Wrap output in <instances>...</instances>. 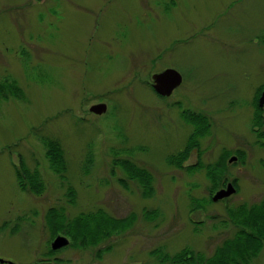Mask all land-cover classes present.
Here are the masks:
<instances>
[{"label": "rangeland", "instance_id": "obj_1", "mask_svg": "<svg viewBox=\"0 0 264 264\" xmlns=\"http://www.w3.org/2000/svg\"><path fill=\"white\" fill-rule=\"evenodd\" d=\"M167 68L183 75L170 97L147 84ZM262 89L264 0H0V257L171 264L153 251L186 247L212 257L264 200V144L254 131ZM97 103L107 105L98 117L89 111ZM184 110L211 126L179 167L196 130ZM51 140L64 150L61 174L47 156ZM127 160L151 174V196ZM23 167L38 170L41 193L21 188ZM229 181L237 192L213 202ZM50 208L68 219L100 208L136 217L80 246L50 230ZM58 233L70 245L53 250ZM256 251L250 264H264V246Z\"/></svg>", "mask_w": 264, "mask_h": 264}, {"label": "trees", "instance_id": "obj_2", "mask_svg": "<svg viewBox=\"0 0 264 264\" xmlns=\"http://www.w3.org/2000/svg\"><path fill=\"white\" fill-rule=\"evenodd\" d=\"M260 95V92L257 95ZM256 108L260 112L262 109L258 106L256 99ZM182 116L189 120L195 126V132L190 137L189 143L184 151L178 155L176 165L183 167L184 161L188 158L190 151L198 145L197 137L204 136L210 131V120L208 116L202 113H194L184 110ZM264 119L258 116L255 119L254 131L257 132L262 145L264 144V131L258 130L257 127H262ZM227 155V154H226ZM225 155V157H226ZM47 156L51 162V166L58 173H62L66 169L65 154L63 148L56 140L48 142ZM223 158L225 163L226 158ZM124 168L128 171L130 177H135L143 184L144 196H151L154 192L152 187L151 174L141 168H137L130 161H123ZM199 165L190 167L193 169ZM16 168L20 186L23 189H30L35 193H41L43 184L37 169L29 170L27 167ZM236 185V182H233ZM69 195H72L71 200L74 199V191L70 190ZM247 214L244 216L243 225L236 223L238 231L233 238L227 239L222 246L218 247L215 254L210 258H203L201 253L194 251L192 248L186 247L174 255L163 253L159 250L153 251L161 261L170 262L171 264H250L252 255L258 253L256 250H261L264 246V200L261 203L247 207ZM146 216L157 214L156 210L146 211ZM136 216L131 214L126 218H115L108 215L102 208L94 212H82L72 219H68L64 210L57 208H50L47 213V223L55 233L63 231L78 241L80 246H86L90 243H96L105 236L109 235L113 230L124 228L129 225ZM257 247L253 251L252 247Z\"/></svg>", "mask_w": 264, "mask_h": 264}, {"label": "water", "instance_id": "obj_3", "mask_svg": "<svg viewBox=\"0 0 264 264\" xmlns=\"http://www.w3.org/2000/svg\"><path fill=\"white\" fill-rule=\"evenodd\" d=\"M154 79V89L161 95H171L173 90L178 87L182 81L183 76L182 74L174 69V68H168L160 73H156L153 75ZM259 106L264 107V90L261 93V96L259 98ZM107 105L104 103L96 104L94 105L91 110L95 113L102 114L106 112ZM233 160H236V157L231 159V162ZM237 191L234 184L232 182H229L225 188H221L216 191V193L213 196V200L219 201L224 198L230 197L232 194H234ZM70 244V240L67 236L59 234L54 241L52 242V248L53 249H60ZM1 262L6 261L5 259L1 258ZM9 264H17L13 261H9ZM39 264H50V263H39Z\"/></svg>", "mask_w": 264, "mask_h": 264}, {"label": "flooded vegetation", "instance_id": "obj_4", "mask_svg": "<svg viewBox=\"0 0 264 264\" xmlns=\"http://www.w3.org/2000/svg\"><path fill=\"white\" fill-rule=\"evenodd\" d=\"M151 79H152V78H151ZM147 84L152 86V85H153L152 80H148V81H147ZM180 86H181V85H180ZM180 86H179V87H180ZM152 88H153V86H152ZM176 89H177V88H176ZM176 89H175V90H176ZM153 90H154V88H153ZM175 90H173L172 94L174 93ZM155 92H156V91H155ZM156 93H157V92H156ZM157 94H158V93H157ZM172 94H171V95H172ZM158 95H159V94H158ZM171 95H170V96H171ZM260 95H261V94H260ZM160 96H161V95H160ZM170 96H164V97H170ZM259 97H260V96H258V98H257V103H258ZM97 104H98V103H97ZM94 105H96V104H94ZM94 105H92V106L90 107L89 111H90L91 114H94V115H96V117H98V116H100V115H99V114H96L95 112H93V111L91 110V108H92ZM263 111H264V108H262V111H260V112H258V111L256 110V117H258L259 115L262 116V115H263ZM57 235H58V234H57ZM63 235H64V234H63ZM1 258H2V257H0V259H1ZM4 259H5V258H4ZM9 261H10L9 259H6V261H4V262H1V260H0V264H9ZM39 263L58 264L59 262H58V261H55V260H54L53 262L50 261V260H48V261H41V262H38L37 264H39ZM17 264H20V263H17Z\"/></svg>", "mask_w": 264, "mask_h": 264}]
</instances>
